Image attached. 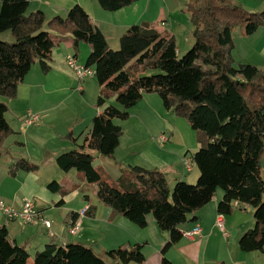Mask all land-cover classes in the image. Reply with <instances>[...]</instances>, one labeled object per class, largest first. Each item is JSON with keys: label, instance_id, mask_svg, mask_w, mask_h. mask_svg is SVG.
Listing matches in <instances>:
<instances>
[{"label": "trees", "instance_id": "1", "mask_svg": "<svg viewBox=\"0 0 264 264\" xmlns=\"http://www.w3.org/2000/svg\"><path fill=\"white\" fill-rule=\"evenodd\" d=\"M137 0H98L108 11H117ZM0 34L10 32L12 40L0 38V97L16 98L18 87L39 61L44 72L51 69L53 35L45 30L47 18L38 10L28 12L30 0H1ZM194 43L179 55L174 38H167L148 25L134 24L114 50L87 11L74 5L66 17L56 16L48 25L61 34H71L75 47L86 42L91 49L87 65L95 69L101 86L98 105L113 95L122 106L108 105L93 120L79 149L59 154L60 170L76 169L85 182L96 186L98 199L138 226H147L151 214L169 240L161 248V263L172 264L169 249L182 239L179 226L207 205L219 188L224 190L218 211L230 214L233 203L254 208L255 226L239 240L241 250L264 251V69L237 62L234 31L251 35L264 26V10L249 12L235 0H188ZM154 70L153 74H146ZM160 73L156 74V71ZM158 93L167 109L186 119L198 131L201 147L193 154L200 170L196 183L179 181L170 187L158 170L135 166L117 179L95 166V156L113 157L123 134L114 119H127L129 109L146 93ZM9 107L0 100V160L10 153L5 146L13 134L6 118ZM76 142L72 133L67 135ZM39 164L20 158L9 172H36ZM53 192L64 193L54 180ZM72 217L78 218L77 214ZM143 244H123L98 254L93 248L68 243H51L37 251L31 264H108L103 256L120 264H145ZM30 253L14 242L6 225L0 224V264H30Z\"/></svg>", "mask_w": 264, "mask_h": 264}, {"label": "crops", "instance_id": "2", "mask_svg": "<svg viewBox=\"0 0 264 264\" xmlns=\"http://www.w3.org/2000/svg\"><path fill=\"white\" fill-rule=\"evenodd\" d=\"M188 0H137L117 11L105 10L98 0H30L28 12L42 11L47 22L45 30L53 35L51 69L44 72L37 61L18 87L16 98L1 97L9 107L6 118L13 134L5 142L10 153L0 160V199L8 206L21 209L26 198H33L37 206L51 221V227L8 221L0 211V224L6 225L10 238L27 248L29 262L37 251L56 243L66 245L79 243L93 248L98 254L123 244H143L145 264L161 263V248L169 240V232L162 231L154 217L147 215V226L142 228L128 218L113 215L112 209L98 199L96 187L85 182L73 169L60 170L56 157L64 152L79 149L90 132L94 118L106 106H122L116 96H111L103 106L98 105L101 86L96 75L80 79L67 63L69 56L76 57L81 65H87L91 49L86 42L75 47L71 34L51 30L48 22L56 17H66L68 11L80 4L93 22L105 35L109 46L118 50L122 35L134 24L148 25L167 38H174L179 55L185 54L193 45V26L186 10ZM249 12L264 10V0H235ZM2 2L0 0V12ZM4 40H12L10 32L0 34ZM237 62H247L264 69V26L251 35L239 28L234 31ZM149 70L146 74H153ZM115 102H113V100ZM39 115L33 125H25L28 111ZM123 134L113 157L95 156L94 165L104 168L111 178L117 180L123 171L139 166L161 171L171 188L179 181L196 183L200 170L194 162L187 171L183 158L201 147L199 133L189 122L167 109L158 93H146L131 109L127 119H114ZM72 133L76 142L67 135ZM167 134L169 140L162 142L160 136ZM20 158L39 164L36 172L19 171L12 175L9 170ZM264 178V157L262 161ZM58 181L64 193L48 188ZM224 190L219 188L213 199L196 213L195 219L181 224V230L191 229L196 223L202 227L201 235L194 239L182 236L167 252L172 264H264V251L241 250L239 240L255 224L254 208L240 203L230 214L218 211V203ZM86 210V213L82 214ZM78 215L80 228L70 234L69 226ZM222 216L225 231L217 226ZM108 264H120L103 256ZM129 264H139L131 262Z\"/></svg>", "mask_w": 264, "mask_h": 264}, {"label": "built area", "instance_id": "3", "mask_svg": "<svg viewBox=\"0 0 264 264\" xmlns=\"http://www.w3.org/2000/svg\"><path fill=\"white\" fill-rule=\"evenodd\" d=\"M67 63L71 69L74 70L75 74L83 79L88 76L95 75V69L88 65H81L76 57L69 56L67 59ZM39 120V115L28 111L26 117L24 118L25 125H33L37 123ZM162 142H166L169 140V136L167 134H162L160 136ZM183 163L187 171H192L194 168V160L190 155H186L183 158ZM235 207L239 205L237 201L233 203ZM0 211L5 216L8 221H21L23 224H33V225H44L47 228L51 227V221L47 219L44 215V212L37 206L33 198H26L23 201L21 209H15L13 207L8 206L3 200L0 199ZM86 213V210L82 212V214ZM217 226L225 231L224 220L222 216L218 217ZM80 228L79 219L73 221V223L69 226L68 231L70 234H76ZM202 227L199 223H196L194 227L191 229L181 230L182 235L188 239H194L196 236L201 235Z\"/></svg>", "mask_w": 264, "mask_h": 264}, {"label": "rangeland", "instance_id": "4", "mask_svg": "<svg viewBox=\"0 0 264 264\" xmlns=\"http://www.w3.org/2000/svg\"><path fill=\"white\" fill-rule=\"evenodd\" d=\"M238 31H239V28H238ZM158 73H160V71L158 70V71H156V74H158ZM148 74V73H147ZM152 74V73H151ZM112 100H113V98H111ZM0 100H1V97H0ZM113 102H115V100H113ZM93 186H95V185H93ZM96 187V186H95ZM31 262H32V260L30 261V264H31Z\"/></svg>", "mask_w": 264, "mask_h": 264}]
</instances>
